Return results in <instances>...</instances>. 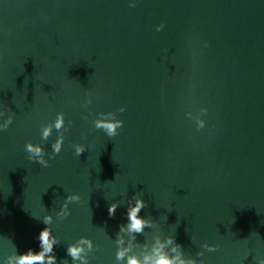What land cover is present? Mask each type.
<instances>
[{
	"label": "water",
	"instance_id": "1",
	"mask_svg": "<svg viewBox=\"0 0 264 264\" xmlns=\"http://www.w3.org/2000/svg\"><path fill=\"white\" fill-rule=\"evenodd\" d=\"M132 3L0 0V128L12 116L0 129V264L40 250L46 215L57 264H73L66 249L81 237L94 245L89 264H125L116 234L135 196L151 227L121 233L130 254L173 235L196 264L264 261V0ZM60 112L53 158L59 133L41 130ZM107 119L123 121L115 137L94 127ZM28 142L47 167L29 160Z\"/></svg>",
	"mask_w": 264,
	"mask_h": 264
},
{
	"label": "clouds",
	"instance_id": "2",
	"mask_svg": "<svg viewBox=\"0 0 264 264\" xmlns=\"http://www.w3.org/2000/svg\"><path fill=\"white\" fill-rule=\"evenodd\" d=\"M131 7H135V0L130 5ZM164 24H160L157 26L156 31L162 30ZM125 109L122 107L120 111L123 112ZM208 109L204 107L202 109L203 114H206ZM103 115V113H101ZM108 116H112L113 114L109 112ZM190 118V114H186ZM12 123V116L9 117L8 124L0 129H6ZM64 113H57L56 120L52 125L45 126L42 128V139L47 140L49 136L52 134L53 128L57 130L59 135L55 142L51 145L52 147V157L61 152L64 143V135L60 132L62 128H64ZM206 125L205 120H199L197 122V130L203 129ZM123 126V121L119 119H107V120H96L94 122V127L96 129L103 130L106 135L111 138L117 135V130ZM67 131V130H66ZM75 154L80 156L86 151V148L82 144L74 145ZM25 150L29 154V160H33L44 167H47L49 161L44 158L45 152L44 149L40 145H35L31 142L26 143ZM80 200V195H71L67 196L64 200V203L61 205V211L57 213L58 216H62L63 218L70 215V210L68 209V204L72 202H77ZM118 202H113L108 207V215L110 218H114L116 214V209L119 207ZM147 207V203L142 199L141 196H135L134 204L132 201H129L126 216L127 222L120 224L119 230L116 234V243H117V251H116V261H125V264H196V261L191 258H185L182 255V246L176 243L175 237L173 235L167 238L166 243H161L159 240L155 242L153 246L151 255H145L142 259L135 254H130V248H124L123 240L121 238V233L127 231L132 234V239L135 240L138 235H142L144 233V229L146 227H151V221L148 217H142L140 215L141 210ZM52 218L50 215H46L43 218V223L47 225L44 229H42L38 235L39 241V251H35L32 249L27 250L24 253L14 252L12 255H9L6 258L5 264H57V257L54 254V246L59 243L56 236L52 235V229L48 227L51 224ZM51 236V239H50ZM87 245L88 251L91 252L93 250V242L88 237H81L76 243L69 244L66 249V255L69 256L75 264L76 261H80L81 264H89L88 255L85 253L84 245ZM167 245H172L171 252L176 253L177 249H181V254L177 255H169V253L165 252L164 249ZM158 245V246H157ZM218 246H209L207 244L203 245V248H206L209 252L216 251ZM198 256H203V252H198ZM127 257V259H126ZM203 264V262H201ZM259 264H264V261H260Z\"/></svg>",
	"mask_w": 264,
	"mask_h": 264
}]
</instances>
